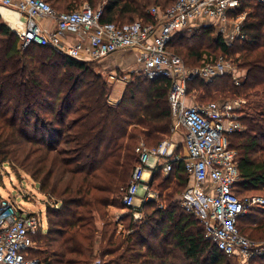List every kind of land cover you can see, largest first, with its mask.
Here are the masks:
<instances>
[{
  "label": "trees",
  "instance_id": "16d2710c",
  "mask_svg": "<svg viewBox=\"0 0 264 264\" xmlns=\"http://www.w3.org/2000/svg\"><path fill=\"white\" fill-rule=\"evenodd\" d=\"M46 1L58 11H72L85 1L97 9L103 0ZM176 1L106 0L102 21L155 22L151 7L166 9ZM242 2L238 14L247 12L241 26L246 37L231 44L221 34L214 37L216 49L242 71L240 83L224 73L208 82L196 77L187 90L200 91L197 99L203 104L256 97L239 111L244 129L229 139L238 150L240 169L234 190L242 199L264 198L259 194L264 193V3ZM211 30L206 25L176 32L168 51L181 56L177 40ZM191 53L202 59V52ZM96 63L37 43L22 48L0 14V164L26 170L54 201L46 207L47 226L36 237L40 264H237L206 238L202 221L182 208L181 195L190 181L184 162H176L166 176L162 165L153 172L150 186L161 201L124 206L139 161L137 146L156 147L174 133L172 82L135 75L120 101L112 103L111 81L97 72ZM111 208L129 209L123 219H129L126 233ZM238 226L251 240L263 241L264 203L252 205ZM251 264H264V257Z\"/></svg>",
  "mask_w": 264,
  "mask_h": 264
},
{
  "label": "built area",
  "instance_id": "2783aa9c",
  "mask_svg": "<svg viewBox=\"0 0 264 264\" xmlns=\"http://www.w3.org/2000/svg\"><path fill=\"white\" fill-rule=\"evenodd\" d=\"M242 1L177 0L166 9L151 7L150 14L156 20L151 23L143 19L130 23L103 22V5L94 9L84 4L72 11H58L46 0H0V9L17 14L13 23L4 20L20 38L22 48L37 43L86 61L133 53L140 64V75L151 80L161 77L171 80L169 100L174 131L179 125L185 128L187 156L177 153L178 145L169 137L156 147L141 142L136 148L139 161L122 203L126 207L141 206L142 202L137 205L141 192L150 190L144 174L153 164H162L168 175L176 162H184L190 181L181 195L182 208L202 221L206 238L222 252L237 258L238 264H251L253 259L264 257V240L255 241L243 235L238 220L252 205L264 203V198L242 199L234 190L240 180V169L238 150L231 145L229 137L244 129L239 114L242 106L232 99L189 104L187 90L188 82L196 77L208 82L217 74L230 73L237 84L241 77L232 68L221 72L213 65L188 68L179 55L167 48L176 32L206 26L210 21L231 23L234 28L226 37L229 44L244 39L241 26L247 12L238 14ZM256 1L264 3V0ZM109 78L127 83L131 79L116 72ZM157 195L148 194L143 202ZM134 217L139 219L141 213L136 211ZM44 226L41 215L29 213L13 198L2 196L0 264H40L34 252L38 247L36 237Z\"/></svg>",
  "mask_w": 264,
  "mask_h": 264
},
{
  "label": "rangeland",
  "instance_id": "374dc122",
  "mask_svg": "<svg viewBox=\"0 0 264 264\" xmlns=\"http://www.w3.org/2000/svg\"><path fill=\"white\" fill-rule=\"evenodd\" d=\"M105 1L106 0L101 1L100 3L97 4V6L102 5ZM84 4H89V2L85 1L81 4V6ZM159 7L163 9L161 6ZM233 20L231 19V22ZM209 26L211 27L212 30L208 32L207 35L203 33H198V35L193 37V39L191 40H186V39L181 41L177 40L175 43L176 44L175 51L180 53L181 55L180 57L182 58L185 65L191 69L192 68L201 69L207 65H213V66H217L219 72L226 71L230 68H232V70L234 71L235 70L237 71L238 64L231 61L232 58H230L228 55H224L220 53V51L216 49L214 43L215 41L214 37L218 34H221L226 40V37L230 35L229 32H231L234 27L231 26V23L229 22H227V24H224L220 21H210ZM179 42L182 43L183 45L180 46ZM186 44L188 46H191L192 49L186 48L185 47ZM191 51L202 52L203 53L202 59L201 58L199 59L197 55L192 54ZM122 55L125 56V53H122ZM110 57L106 58L103 61H100V63H96L95 66L97 72L104 74L106 77H108L109 81H111L109 75L114 72H116L121 76L122 75L130 76L131 78L130 81L134 78L135 75L142 74V71L140 70V64L137 62L135 54L129 53L130 60L128 61V67H124V69H122V67L115 66L117 60L110 59ZM220 64H223L224 67H220ZM237 72L239 74V72L242 71L239 69ZM128 83L122 81H111L112 91L109 96V100L112 103H117L120 101ZM198 92L200 91L194 90L193 92H191V94H189L190 98L188 97V101H192V103H202L197 99V95L199 94ZM255 98H256L255 96H253L251 99L241 96L231 99L240 102L242 106L241 110L242 109L246 110L248 109V106H250L251 101L254 100ZM185 133H186L185 128L179 125L177 128H175L174 133L168 137L172 138L182 146L185 140L184 137ZM156 193L158 195L153 200L157 201L159 199V193L158 192ZM259 194L264 195L263 192H260ZM0 195H1L0 197L4 196L8 198H13L17 202V204H20L24 208V210L28 211L29 213L41 215L44 220L45 227L47 226L46 207L50 203L53 204L54 201L51 200L46 194L40 191L38 184L34 181V179L26 170H23L22 168H17V166H13L10 163H1L0 164ZM162 203L164 204V202ZM110 212L112 218L115 221L121 222L119 229H124V232L126 233L127 230L125 224L129 223V219L128 221L127 219L126 220L123 219L129 214V209L111 208Z\"/></svg>",
  "mask_w": 264,
  "mask_h": 264
},
{
  "label": "crops",
  "instance_id": "0c3cea01",
  "mask_svg": "<svg viewBox=\"0 0 264 264\" xmlns=\"http://www.w3.org/2000/svg\"><path fill=\"white\" fill-rule=\"evenodd\" d=\"M5 19V18H4ZM6 20V19H5ZM7 21V20H6ZM120 54V55H119ZM110 59H116V65L115 66H118V67H122V69H124V67H128V61L130 60V57H129V53H125V56L122 55V53H117V54H114V56H111ZM189 104H193L192 101H188ZM185 137V136H184ZM178 147H177V153L178 154H181L183 156H187V150H186V142L184 140V143L182 144V146L176 142ZM154 165V164H153ZM152 167H149L148 171L145 172L144 174V178L146 181H148L149 183V186L151 185V181H152V176H153V172L159 167L161 166L162 164H158V166H153ZM163 166V165H162ZM164 171V169H163ZM165 175V173H164ZM166 176V175H165ZM155 191L151 189V186H150V190L145 192V191H142L138 200H137V205L140 204L143 199L148 195V194H152L154 193Z\"/></svg>",
  "mask_w": 264,
  "mask_h": 264
},
{
  "label": "bare ground",
  "instance_id": "6f19581e",
  "mask_svg": "<svg viewBox=\"0 0 264 264\" xmlns=\"http://www.w3.org/2000/svg\"><path fill=\"white\" fill-rule=\"evenodd\" d=\"M0 10L6 20H9L12 23L15 21L17 15L15 12H11L9 10H6L5 8H1Z\"/></svg>",
  "mask_w": 264,
  "mask_h": 264
}]
</instances>
